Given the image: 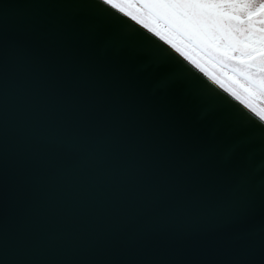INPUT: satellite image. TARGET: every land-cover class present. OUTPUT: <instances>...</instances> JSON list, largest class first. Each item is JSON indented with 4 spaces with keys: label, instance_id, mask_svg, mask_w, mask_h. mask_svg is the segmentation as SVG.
I'll list each match as a JSON object with an SVG mask.
<instances>
[{
    "label": "water",
    "instance_id": "95a60500",
    "mask_svg": "<svg viewBox=\"0 0 264 264\" xmlns=\"http://www.w3.org/2000/svg\"><path fill=\"white\" fill-rule=\"evenodd\" d=\"M0 264H264V119L107 0H0Z\"/></svg>",
    "mask_w": 264,
    "mask_h": 264
},
{
    "label": "flooded vegetation",
    "instance_id": "af4514ba",
    "mask_svg": "<svg viewBox=\"0 0 264 264\" xmlns=\"http://www.w3.org/2000/svg\"><path fill=\"white\" fill-rule=\"evenodd\" d=\"M165 1L189 18L223 52L253 68L264 70V0ZM190 14L204 15V18L196 17L195 21L192 16H187ZM201 23H205V28ZM235 77L242 89L264 100L263 91L242 77Z\"/></svg>",
    "mask_w": 264,
    "mask_h": 264
},
{
    "label": "rangeland",
    "instance_id": "374dc122",
    "mask_svg": "<svg viewBox=\"0 0 264 264\" xmlns=\"http://www.w3.org/2000/svg\"><path fill=\"white\" fill-rule=\"evenodd\" d=\"M123 12L137 20L138 22L145 25L147 28L152 30L158 36L163 38L165 41L170 43L174 48L180 51L190 61L195 63L197 67L207 73L215 81L221 84L229 92L235 95L242 102L247 104L251 109L256 110L259 114L264 117V100L257 99L247 89H242L233 73L222 70L219 66L213 63L210 59L196 50L193 46L187 43L179 35L163 25L154 16L143 10L133 0H107ZM192 16L195 21L197 18H204V15H187ZM197 17V18H196ZM199 24V23H198ZM205 28V23L202 24Z\"/></svg>",
    "mask_w": 264,
    "mask_h": 264
},
{
    "label": "bare ground",
    "instance_id": "6f19581e",
    "mask_svg": "<svg viewBox=\"0 0 264 264\" xmlns=\"http://www.w3.org/2000/svg\"><path fill=\"white\" fill-rule=\"evenodd\" d=\"M205 73V72H204ZM205 74H207V73H205ZM208 75V74H207ZM231 93V92H230ZM232 94V93H231ZM233 95V94H232ZM235 96V95H234ZM236 97V96H235ZM244 103V102H243ZM245 104V103H244ZM247 105V104H246ZM253 110V109H252ZM253 112H255V113H257V115L259 116V117H261L262 119H264V117L261 115V114H259L256 110H253Z\"/></svg>",
    "mask_w": 264,
    "mask_h": 264
}]
</instances>
